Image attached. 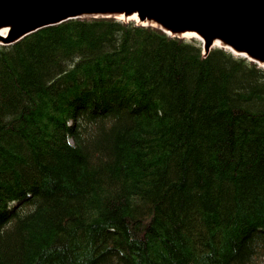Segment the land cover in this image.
I'll return each mask as SVG.
<instances>
[{"label":"trees","instance_id":"16d2710c","mask_svg":"<svg viewBox=\"0 0 264 264\" xmlns=\"http://www.w3.org/2000/svg\"><path fill=\"white\" fill-rule=\"evenodd\" d=\"M0 264H264V68L103 18L0 46Z\"/></svg>","mask_w":264,"mask_h":264},{"label":"water","instance_id":"95a60500","mask_svg":"<svg viewBox=\"0 0 264 264\" xmlns=\"http://www.w3.org/2000/svg\"><path fill=\"white\" fill-rule=\"evenodd\" d=\"M4 3L14 4L0 10V21H21L7 28L5 35L0 33V45H13L31 33L70 19L101 17L136 20L173 37L197 38L203 42L206 56L217 46L254 62L264 50V0H0V6ZM3 22L0 28L12 21ZM183 26L188 29H181ZM256 62L264 68V60Z\"/></svg>","mask_w":264,"mask_h":264},{"label":"bare ground","instance_id":"6f19581e","mask_svg":"<svg viewBox=\"0 0 264 264\" xmlns=\"http://www.w3.org/2000/svg\"><path fill=\"white\" fill-rule=\"evenodd\" d=\"M27 1H29V0H27ZM37 1V0H36ZM10 4H14V3H10ZM10 4H8V3H4V4H2L1 6H0V10H4L6 7H8V5H10ZM19 5V4H18ZM132 9V8H131ZM144 14H148L147 12H145V11H142ZM150 15H152V14H150ZM158 19H160V18H158ZM162 22H163V24H164V20H162V19H160ZM2 21V20H1ZM2 24H4V23H2ZM10 24V25H9ZM9 24H7V25H5V26H3V27H1L0 28V33L2 32V33H5L8 29L7 28H9V27H12V26H14L16 23H14V22H11V23H9ZM181 29H188L186 26H183V28H181ZM181 29H179V30H181ZM262 41V45L264 46V40H261ZM202 48V47H201ZM219 49V48H218ZM233 53V55H235V56H237V57H242V58H245V57H243V56H240V55H238V54H236V53H234V52H232ZM256 59H255V61H254V63L258 60V58H260V59H262V60H264V50H263V53L262 54H257L256 56ZM246 59H248V58H246ZM248 60H250V61H252L253 59L252 58H250V59H248ZM255 64H259L258 62H256Z\"/></svg>","mask_w":264,"mask_h":264},{"label":"rangeland","instance_id":"374dc122","mask_svg":"<svg viewBox=\"0 0 264 264\" xmlns=\"http://www.w3.org/2000/svg\"><path fill=\"white\" fill-rule=\"evenodd\" d=\"M38 18H40V17H38ZM10 19V18H9ZM9 19H2V21H0L1 23H4L3 21H12V22H15V23H19V21H21V20H19V21H17V19H12V20H9ZM36 19V18H35ZM179 19H182V18H179ZM178 19V20H179ZM177 20V23L180 25V23H179V21ZM184 21H188L187 19H184ZM185 24H188V22H185ZM181 26V25H180Z\"/></svg>","mask_w":264,"mask_h":264}]
</instances>
